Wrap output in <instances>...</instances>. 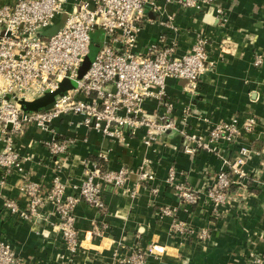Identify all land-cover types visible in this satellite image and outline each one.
<instances>
[{
	"label": "built area",
	"instance_id": "2783aa9c",
	"mask_svg": "<svg viewBox=\"0 0 264 264\" xmlns=\"http://www.w3.org/2000/svg\"><path fill=\"white\" fill-rule=\"evenodd\" d=\"M168 5L197 11L211 7L222 26L228 22L217 0H13L0 4V185H9V178L17 174V187L25 201L21 205L18 199L4 196L3 209L8 215L57 228L66 249V254L59 255L64 264L74 263L83 247L75 214L80 202L105 212V187L125 188L133 179L135 187L147 183L151 194L157 196V172L149 158L137 168L121 166L105 171L93 161V169L84 170L81 182L73 185L76 192L69 193L68 183L59 173L72 156L75 138L54 136L45 145L61 159L53 160L55 174L51 183L44 185L30 179L23 165L27 158L17 146V138L29 126L53 132L56 120L73 114L89 130L118 142L140 135L143 143L152 147L168 133H176L181 149L189 156L202 151L216 155L223 167H208L201 186L191 185L174 164L168 166L162 183L179 200L177 206L161 205L159 215L171 219L169 230L174 237L209 240L211 229L195 227L188 218L179 216V210L191 214L201 204L211 205L213 216L220 218L234 205L245 204L252 194V182L260 181L261 171L248 167L257 151L244 141L257 128L256 116L234 115L213 122L190 104L176 115L178 99L169 95V81L183 80V90L194 98L202 77L215 65L210 39L202 33L186 52L178 53V40L169 34L179 33L174 13L160 19L164 31L143 43L142 32L152 20L151 13L161 15ZM62 14L66 15L63 25L44 36ZM93 36L100 37L98 50L81 74ZM225 41L223 38V46ZM263 61L256 52L254 64L261 66ZM65 79L74 86L56 94L48 105L37 110L22 107L21 100L31 102L55 91ZM149 100L156 106L149 108ZM228 145L237 147L232 157L226 154ZM99 157L107 159L104 154ZM129 191L136 193L133 188ZM93 233L102 234L100 224L95 225ZM116 247L118 264H147L151 255L164 252L158 242L127 246L119 241ZM0 264L25 262L11 243L0 241ZM248 264H264V254L253 253Z\"/></svg>",
	"mask_w": 264,
	"mask_h": 264
},
{
	"label": "crops",
	"instance_id": "0c3cea01",
	"mask_svg": "<svg viewBox=\"0 0 264 264\" xmlns=\"http://www.w3.org/2000/svg\"><path fill=\"white\" fill-rule=\"evenodd\" d=\"M10 1L13 0H0V4ZM217 2L226 11V26L220 24L216 11L211 7L206 11H197L168 5L161 15L151 13L152 20L146 24L141 39L146 43L164 31L159 21L169 13L175 14L179 29L178 34L169 32L178 40L179 54L192 46L197 34L209 37V51L215 66L202 77L199 94L189 98L183 90L184 81L174 79L169 81L168 93L178 99L177 116L187 104L213 122L234 115L256 116L257 128L246 135L244 141L257 151L248 167L261 171L260 181L252 182V194L245 204L234 205L220 214V218L213 216L211 205L201 204L191 214L179 210V216L188 218L195 227L210 228L209 240L202 242L193 237H174L169 230L171 219L159 215L161 205L177 206L179 200L162 183L168 166L174 164L191 185L201 186L208 167H223L216 155L202 151L189 156L181 149V138L176 133H168L152 147L146 146L140 135L127 137L126 143L118 142L89 130L79 123L81 118L73 114L56 120L53 132L29 126L17 138V146L21 155L27 158L23 165L30 179L44 185L50 184L55 174L54 156L45 145V141L54 136L75 138L69 166L59 173L61 179L68 183L69 193L76 192L73 185L81 182L87 169L83 166L99 154L107 157L111 169L121 166L137 168L144 158H149L157 172L155 183L160 185L157 196L151 194L147 183L135 187L133 179L125 188L105 187V212L97 211L85 202L77 205L76 224L83 247L71 264H118L114 252L119 241L127 246H147L158 242L164 247V252L151 255L147 264H248L253 253L264 254V61L261 66L253 62L256 52L264 58V0ZM223 38L224 41L228 38L224 42L226 46H223ZM147 105L153 108L156 103L149 100ZM193 119L198 124V120ZM236 149V146L228 145L226 154L232 157ZM18 180L19 176L13 174L8 180L9 185H0V241L11 243L25 264H64L59 255L66 254V249L57 228L5 213L4 195L16 198L21 205H25L17 187ZM130 188L136 193L130 194ZM97 224L102 227L101 235L93 233Z\"/></svg>",
	"mask_w": 264,
	"mask_h": 264
},
{
	"label": "water",
	"instance_id": "95a60500",
	"mask_svg": "<svg viewBox=\"0 0 264 264\" xmlns=\"http://www.w3.org/2000/svg\"><path fill=\"white\" fill-rule=\"evenodd\" d=\"M65 17L66 15L65 14H62V16L60 17V19L57 21V23L55 25H53L52 27L49 28V30H51L52 32L50 33L53 34L55 33L64 23V20H65ZM91 61V57L90 55H88L86 58H85V61L83 63V65L81 66L80 68V73H84L85 70L87 69V67L89 66V63ZM74 86V83L70 80H63L61 83H60V87L55 90V91H52V92H47L46 94H44L43 96L41 97H38L36 99H34L33 101L31 102H26L24 100H21L20 103L22 105V107L24 109H27V110H37L43 106H46L48 105L49 103H51L53 100H54V97L56 94L58 93H61L63 92L64 90L70 88V87H73ZM69 166V162H64L62 164V170H66L67 167ZM83 167H86L90 170L93 169V161H88L86 163L85 166ZM123 193H126V194H129L128 192H125V191H122ZM5 197H8V195H4Z\"/></svg>",
	"mask_w": 264,
	"mask_h": 264
},
{
	"label": "trees",
	"instance_id": "16d2710c",
	"mask_svg": "<svg viewBox=\"0 0 264 264\" xmlns=\"http://www.w3.org/2000/svg\"><path fill=\"white\" fill-rule=\"evenodd\" d=\"M90 57L92 58V54L90 53ZM93 159V161L94 162H96L99 166H100V169L101 170H103V171H105V170H108V169H110L109 168V165H108V160L107 159H105V158H102V157H99V156H94V157H92ZM60 157L58 156V155H55L54 157H53V160H55V161H57V162H59L60 161Z\"/></svg>",
	"mask_w": 264,
	"mask_h": 264
},
{
	"label": "rangeland",
	"instance_id": "374dc122",
	"mask_svg": "<svg viewBox=\"0 0 264 264\" xmlns=\"http://www.w3.org/2000/svg\"><path fill=\"white\" fill-rule=\"evenodd\" d=\"M52 31L51 30H49V28L48 29H46L45 31H44V33H43V35L44 36H49L50 35V33H51ZM100 42V37H98V36H96V37H94L93 36V38H92V46H91V54H92V57L94 56V54L97 52V50H98V43Z\"/></svg>",
	"mask_w": 264,
	"mask_h": 264
}]
</instances>
